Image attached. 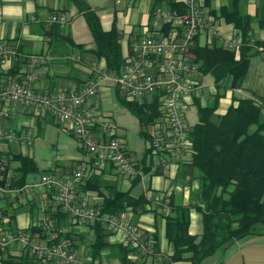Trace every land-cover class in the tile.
Returning <instances> with one entry per match:
<instances>
[{"label":"crops","instance_id":"1","mask_svg":"<svg viewBox=\"0 0 264 264\" xmlns=\"http://www.w3.org/2000/svg\"><path fill=\"white\" fill-rule=\"evenodd\" d=\"M87 1L99 14L105 30L111 29L113 23L116 22L122 33L121 43L125 57L134 41L146 35H160L165 29H162L155 18L150 16L153 0H111V3L108 0ZM262 1L241 0L240 2L241 8L254 17L250 31L251 43L256 40H264V28L256 18L257 8ZM228 2L229 0H207L205 2L202 11L204 17L208 19L209 27L200 31L196 39L197 43L202 45L211 44L217 40L218 43L227 48H237L240 43L238 30L235 29L233 24L226 22L219 16L221 6ZM165 4V2H162L161 5ZM208 5H210L209 8L215 9L216 15H213L214 13L209 10ZM54 16H65L66 21L61 23L53 20ZM57 23L60 24V27L53 29L52 27ZM64 36L70 38L65 39ZM0 42L16 47L19 52L17 59L0 71V85L13 80H23L27 72L33 71L35 80L32 82V86L42 91H53L68 85L80 86L89 79L97 78L100 73L107 72L105 59L97 57L93 52L95 45L84 16L78 14L77 8L67 0H0ZM75 43L81 46H77ZM255 50L251 57L248 74L242 85L232 88V78L226 80V88L224 89V95L219 100L217 114H224L234 98L252 96L254 93L263 98L264 104V49L259 47ZM31 55H41L46 60L44 63L31 68L27 59ZM207 76L201 77L203 88L199 99L203 105L210 104L217 92L214 81L210 91L205 90ZM112 86L114 87L110 80H102L99 87V97L101 100V113L111 115L114 119L113 112L116 109V104L113 101ZM115 94L119 101L117 92ZM194 97L186 102L185 115L187 108L194 105ZM262 113L264 117V109ZM43 118L62 124L56 119L44 116L35 108L13 106L10 109L8 118L0 115V128L8 129L12 134L10 138H0V156L6 157L9 164L5 174L0 175V180L4 178V185L8 189L4 195L0 196V227L3 231L19 228L30 230L33 237L37 239H40L44 234L33 232L32 226H38L41 201L47 196V193L38 191L31 193L28 185L37 181L31 182L30 178L25 187H9L8 183L13 177L14 169L19 164L17 160H13L14 155L22 153L33 157L31 153L28 154L24 150L26 135L23 132L29 131L34 136L35 131L31 127L39 124L40 119ZM114 121L116 122L115 119ZM62 125L69 131L67 125ZM118 127L117 124L116 135L121 138L126 151L138 163H143V159H145L144 163L151 166V171L141 174L140 182L134 186H132L133 177L121 173L114 163L104 164L93 174L94 176L97 175L104 185H115L121 190L131 189L134 195L146 194L150 200L147 211L136 216L128 209L124 216L132 222L140 224L145 233L154 238L157 254L138 256L131 250L128 257L136 264H162L174 252V245L168 240L166 234L167 216L175 214L174 209L169 205L170 199L174 196V201H176V193L181 191L183 195L182 205H185V202H191L198 193L199 173L197 170H186L191 153L181 155L154 153L148 146L142 157H136L133 151L125 146V138L118 134ZM252 128H255V126ZM81 149L87 155L84 158H76L73 161V164L77 163L75 166L67 164L58 170L50 169L49 171L63 174L72 173L78 168L86 169L92 161V156L83 147ZM10 166L11 169H14L10 170ZM159 169H162V171L156 172ZM81 187L79 189L90 197L93 204L100 206L103 203L104 196L96 189L83 191ZM157 196L160 197L159 200L156 199ZM189 216V232L198 236L199 240L203 232L202 213L195 207L190 206ZM66 220L69 221V217ZM66 223L64 222L62 231L66 233L75 229L76 236L74 238L80 239L82 242L85 240L87 242L91 232L94 235L90 225L73 223L74 225L70 227ZM260 226L264 225H258L257 229ZM249 237L245 242L236 240L221 247L219 250L224 253L223 259L215 264H264V249H260L253 238L249 239ZM107 240L112 244L124 245L120 236L112 232ZM234 244L237 245L235 251H232L233 253L226 257L227 249ZM82 248L80 247V250ZM80 250L77 248V251L81 254ZM104 250L101 252L109 254L107 258L110 260V264H121L119 258L115 254L112 255L110 249ZM214 255L207 257L202 264L214 263L208 260ZM9 256L12 259L7 260L4 264H21L18 262L20 259L19 246L12 247ZM81 256L85 264H100L98 258H93L91 252L81 254ZM159 256L163 257V261H160ZM189 263L188 260H181L172 264Z\"/></svg>","mask_w":264,"mask_h":264},{"label":"built area","instance_id":"2","mask_svg":"<svg viewBox=\"0 0 264 264\" xmlns=\"http://www.w3.org/2000/svg\"><path fill=\"white\" fill-rule=\"evenodd\" d=\"M176 1L183 3L186 11L178 13L167 5L158 6L154 12L155 21L166 29L160 35H146L134 41L118 73L103 72L80 86L68 85L53 91L35 89L32 86L35 80L33 71L27 72L23 80L0 85L2 117L8 118L13 106L35 108L44 116L67 125L81 147L92 156L86 169L78 168L63 174L44 172L39 182L28 185L31 193H47L41 201L38 223L44 235L37 239L30 230L3 231L0 227V264L12 259L9 253L14 246H19L20 258L25 256L35 264H85L76 250L74 237L62 232L48 213L49 209L61 211L79 225L104 220L109 230L118 234L122 243L136 255L156 253L154 238L147 235L140 224L132 222L124 214L103 215L100 207L92 203L79 185L108 162L114 163L126 176L134 177L141 173L139 163L132 159L121 138L116 135V122L111 115L100 111L99 87L102 80H110L128 100L144 102L158 98L160 114L149 126L151 151L192 154L185 104L202 93L199 63L191 59V50L200 31L209 27L202 11L207 0ZM52 19L61 23L66 21L65 16H54ZM18 56L16 47L0 42V71ZM27 59L31 68L46 60L41 55H31ZM23 133L26 139L33 137L29 131ZM5 137H12L11 131L0 128V138ZM27 143L30 144V141ZM7 166V158L0 156V171L7 170ZM7 190L6 185L0 183V196ZM159 259L163 261L162 256Z\"/></svg>","mask_w":264,"mask_h":264},{"label":"trees","instance_id":"3","mask_svg":"<svg viewBox=\"0 0 264 264\" xmlns=\"http://www.w3.org/2000/svg\"><path fill=\"white\" fill-rule=\"evenodd\" d=\"M77 8V13L84 16L91 32L97 57L106 62V71L118 73L126 62L122 48V33L113 23L111 29L105 30L97 11L87 0H67ZM165 2L171 10L178 13L186 11V6L176 0H153L150 16L158 6ZM209 2V1H208ZM241 0H229L220 8L219 16L233 24L239 32L240 43L236 49H230L215 40L211 44H200L195 41L191 50V59L199 63L201 76L213 78L217 92L208 105H203L199 96L194 97L198 121L190 126L188 136L192 143L191 158L187 162V171L197 170L199 187L195 203L176 205L174 196L169 205L175 214L167 216L166 234L174 245V252L162 264L188 260L189 264H202L209 256L214 255L226 244L244 240L257 233L258 225H264V117L263 98L256 95L234 98L224 114H217L219 100L228 78H232L231 87H240L250 67L255 49H264V40L251 43V28L254 17L247 14L240 4ZM216 11L214 10V13ZM256 18L264 28V0L256 11ZM60 24L52 28L58 29ZM166 29V28H165ZM65 39L70 38L64 36ZM197 39V38H196ZM81 46L80 44H76ZM21 80V79H19ZM119 101L139 119L145 127L142 133L149 138V126L160 114L159 100L144 102L132 101L116 89ZM255 126V128H252ZM14 158L18 166L14 169L9 187H23L29 183L31 174H42L37 162L30 155L17 153ZM139 163L142 174L151 171V166ZM162 169L156 170L161 172ZM0 171V175L5 174ZM47 172V171H46ZM141 173L132 178V186L138 184ZM5 184L4 178L0 180ZM82 186V187H81ZM83 191L96 189L104 196L99 206L103 215L124 214L128 209L134 215L147 211L150 202L145 193L134 195L131 189L121 190L115 185L103 184L94 174L79 185ZM193 206L202 213L203 232L198 236L189 232V207ZM48 213L62 230L67 215L59 210L49 209ZM94 231L90 243L93 258L100 256L101 251L110 249L121 264H136L128 254L131 248L122 244H112L107 240L111 231L106 221L98 220L89 224ZM33 232H42L39 226H32ZM64 232V231H62ZM66 236L70 233L64 232ZM156 247V243H155ZM21 264H35L23 256Z\"/></svg>","mask_w":264,"mask_h":264},{"label":"rangeland","instance_id":"4","mask_svg":"<svg viewBox=\"0 0 264 264\" xmlns=\"http://www.w3.org/2000/svg\"><path fill=\"white\" fill-rule=\"evenodd\" d=\"M111 3V0H108ZM114 1V0H112ZM113 4V3H112ZM210 5H208V8ZM209 10L214 13V10L209 8ZM208 10V12H209ZM216 13V12H215ZM213 15H216V14ZM141 21V20H140ZM264 56V53H263ZM262 60V58H261ZM213 79L211 76H207L205 79V84L207 87H205V90L207 92L210 91L212 87ZM226 87V86H225ZM115 86H112V95H113V101L115 102L116 109L113 112V117L116 120L118 124V134L123 136L125 138L126 144L125 146L132 150L134 155L138 158L142 157L144 155V152L146 148L149 146V140L148 138L142 133L143 130H145V127H143L139 119L136 115H134L130 110H128L121 102H119L116 98V88ZM224 94V90H223ZM186 119L190 126L194 125L198 121V112L197 107L195 105H190L186 110ZM34 132V136L29 139L24 140V150L28 154H32L33 158L37 162L41 172H52L49 171L50 169H59L67 164L72 165L73 161L76 158H84L87 154L82 151L81 145L78 141V139L73 136L67 129L63 127L62 124H58L54 121H48L43 119H40L39 124H35L31 127ZM30 141V144L27 142ZM86 150V149H85ZM87 151V150H86ZM17 160V159H13ZM18 161V160H17ZM77 163L73 164L75 166ZM9 165V164H8ZM8 168V166H7ZM11 169V166L9 168ZM103 183V182H102ZM104 184V183H103ZM68 223V226H73V222L71 220L65 221V223ZM72 222V223H71ZM66 223V224H67ZM76 230L72 229L70 233L71 236L75 237ZM253 238L255 244L261 249H264V226H260L257 229V233L253 234L249 237ZM75 239L76 250L77 248L80 250V247H83L82 250H80L81 254L84 255L87 252H91L90 243L94 239V235L91 232L89 234V238L86 242H82L80 239ZM247 239V238H246ZM241 240V242H245V240ZM243 244V243H242ZM87 245V246H86ZM237 245H231L229 249L226 251V257H229L232 251H235ZM107 250V249H106ZM105 251V250H104ZM157 253H154L155 255ZM108 253L101 252L100 256L98 258V262L100 264H110V260L107 258ZM224 253H222V250H219L217 254H215L213 257L209 258V262H214L212 264H215L218 261H221L223 259Z\"/></svg>","mask_w":264,"mask_h":264},{"label":"water","instance_id":"5","mask_svg":"<svg viewBox=\"0 0 264 264\" xmlns=\"http://www.w3.org/2000/svg\"><path fill=\"white\" fill-rule=\"evenodd\" d=\"M30 180L31 182L33 181H37L39 182L41 180V174H31L30 175ZM176 205H182L183 203V195H182V192L181 191H178L176 193V201H175ZM190 203H195V198L192 199V201H188V202H185V205H189Z\"/></svg>","mask_w":264,"mask_h":264}]
</instances>
